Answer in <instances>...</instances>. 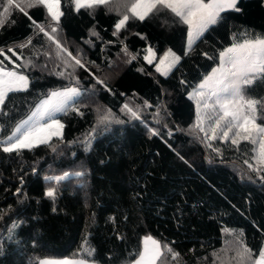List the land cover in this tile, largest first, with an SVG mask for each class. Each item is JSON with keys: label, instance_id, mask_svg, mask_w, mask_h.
<instances>
[{"label": "trees", "instance_id": "obj_1", "mask_svg": "<svg viewBox=\"0 0 264 264\" xmlns=\"http://www.w3.org/2000/svg\"><path fill=\"white\" fill-rule=\"evenodd\" d=\"M3 6L0 0V60L6 69L20 65L29 85L10 92L0 109V140L52 91L76 86L83 95L75 103L79 112L57 115L62 137L19 152L0 146V264H39L46 257L130 264L148 235L162 244L157 264H238L235 248L241 241L258 257L264 247V166L253 159L259 144L237 137L233 145L236 129L227 141L219 130L216 140L193 131L197 109L189 94L233 37H264V0H240V12L222 13L223 23L188 51L187 25L159 5L143 21L127 13L118 32L115 25L126 13L106 5L76 11L73 0H61L58 24L43 5L7 14ZM37 25L48 32L56 27L61 45L87 70L66 69ZM148 47L156 56L152 64L144 59ZM170 48L181 59L164 76L155 65ZM243 96L258 101L256 120L264 125V77L244 86ZM125 104L140 118L122 110ZM104 114L110 119L101 121ZM245 160L261 170L253 171ZM65 173V179H51ZM49 188L54 197L46 196ZM168 248L179 255L173 259Z\"/></svg>", "mask_w": 264, "mask_h": 264}, {"label": "snow or ice", "instance_id": "obj_2", "mask_svg": "<svg viewBox=\"0 0 264 264\" xmlns=\"http://www.w3.org/2000/svg\"><path fill=\"white\" fill-rule=\"evenodd\" d=\"M73 2L76 11L81 8H94L98 5L109 6L110 10L114 11L124 10L126 14L115 25L117 32L129 20V14L127 13L143 21L153 13L158 5L163 6L180 18L183 24L187 25L188 49H191L196 41L201 40L210 29L223 23L222 13L241 11L237 6L240 0H73ZM35 5L45 6L52 21L59 23L63 15L61 0H23V6L18 0H4L3 13H9L12 8L25 12L26 7L30 8ZM3 23L4 20L0 17V26ZM37 27L39 32L44 33L56 45V56L63 61L66 69L72 68L74 71L79 66L87 70L81 58L73 56L67 48L61 45L54 35L57 32L56 27H52L51 32L46 31L42 25H37ZM92 35L96 34L92 33ZM28 44H31V38H29ZM26 46L21 45L20 47ZM10 51L14 52V50ZM147 52L148 55L144 59L152 64L155 53L151 47L147 48ZM0 55H5L3 48H0ZM204 55L208 59H213V56H210L207 52ZM217 56L218 64L203 76L198 86H193V90L189 94L190 98L196 100L197 108L196 123L192 126V130L204 133L209 140H216L219 130L222 132L219 138L227 141L229 133L236 129L237 131L234 133L231 143L236 145L238 143L237 137L243 140H251L253 144L258 143V154L253 159L256 160L258 166H264V126L255 122L258 101L245 100L243 96L244 86L252 85L257 77H264V37L244 38L240 42H236V38L233 37V42L229 46L223 47ZM5 58L11 60V57L6 56ZM132 59L134 60L136 57L133 56ZM180 59L181 57L169 49L160 58L159 63L155 65L156 71L167 76L180 62ZM13 63L15 62L13 61ZM19 67L20 65H16L15 69L8 70L4 66L3 60H0V109H2L10 92L28 88V76L21 74L17 70ZM57 74L65 76L66 72L61 71ZM67 75L71 77L72 73H67ZM92 75L94 76V74ZM96 79L99 84H104L103 80ZM76 83L78 84L79 81L76 80ZM82 95L80 88L76 86L52 91L46 99L41 100L36 105L31 115L15 128L11 136H8L6 140H0V146H3L2 150L7 153L19 152L22 149H31L39 144H47L53 137H62L64 125L56 116L58 113H67L70 110L79 112V109L75 107V103L77 98ZM145 104L151 107V105H147V102ZM245 109L248 110L249 114H245ZM122 110H127L135 119L140 118V112L134 111L128 104H125ZM158 114L159 109H157ZM100 119L101 121H107L110 119V115L104 114ZM206 120L212 122L208 128L204 127ZM150 131L152 134H157L155 129H150ZM209 131L211 135H209ZM171 134L170 131L169 135ZM216 151L219 152V149H216ZM244 163L248 164V167L255 172L261 170L260 167H254L247 160ZM68 175L65 173L63 177L51 179L60 181L67 178ZM76 175L81 174L77 173ZM260 179L264 180V176H261ZM45 194L48 197H54L55 189L49 188ZM167 251L172 253L171 248H168ZM235 252L234 259L237 260L238 264H264V249H261L258 257L253 259L252 250L241 241L238 242ZM87 254L91 256L92 250H89ZM162 255L159 241L151 236H146L143 242V251L135 264H157ZM178 255V253H172V258L175 259ZM41 264H87V261L83 259L45 260L41 261Z\"/></svg>", "mask_w": 264, "mask_h": 264}, {"label": "rangeland", "instance_id": "obj_3", "mask_svg": "<svg viewBox=\"0 0 264 264\" xmlns=\"http://www.w3.org/2000/svg\"><path fill=\"white\" fill-rule=\"evenodd\" d=\"M184 48H185V51H188L189 49H188V47H187V36H186V38H185V41H184ZM169 50V49H168ZM167 50V51H168ZM170 50L173 52V53H175L177 56H179L180 57V55L174 50V49H172V48H170ZM153 52H154V50H153ZM166 52V51H165ZM164 52V53H165ZM155 53V52H154ZM146 55H148V52L146 53ZM164 55V54H163ZM162 55V56H163ZM161 56V57H162ZM160 57V58H161ZM160 58H158V60L156 61V64L157 63H159V60H160ZM155 59H156V56H155ZM154 59V60H155ZM169 59H171V58H169ZM153 60V61H154ZM8 70H10V69H8ZM160 73V72H159ZM22 74V73H21ZM161 74V73H160ZM23 75H25V74H23ZM200 83V82H199ZM199 83L197 84V86L199 85ZM65 89V88H64ZM58 90H63V89H58ZM193 90V89H192ZM192 90H191V92H192ZM55 91H57V90H55ZM190 92V93H191ZM194 99V98H193ZM247 100H249V99H247ZM254 100V99H253ZM194 101H195V104H196V100L194 99ZM197 109V108H196ZM245 114H249V112H248V110L247 109H245ZM56 118H57V116H56ZM27 119V118H26ZM255 122L257 123V124H259V125H261V126H264V125H262V124H260V123H258L257 122V120H256V113H255ZM204 127H205V122H204ZM14 132V131H13ZM12 135V134H11ZM11 135H9V136H11ZM254 138H256V137H254ZM7 138H5L4 140H6ZM258 139V138H257ZM18 226V222L17 223H14L13 224V226H12V230L14 231L15 229H16V227ZM240 231L242 230V229H239ZM227 232H234V228H229V231H227ZM242 232V231H241ZM148 236H151V235H148ZM146 236H144L143 237V239H142V251H143V242H144V238H145ZM153 239H155V240H157V241H159L158 239H156L155 237H153V236H151ZM159 243H160V246H161V251L163 250V248H162V244H161V242L159 241ZM263 249H264V247H263ZM141 251V252H142ZM139 258V257H138ZM137 258V259H138ZM64 259H69V260H80V259H74V258H66V257H46V258H43V259H40V261H39V264H41V261H45V260H64ZM136 259V260H137ZM83 260H85V259H83ZM135 260V261H136ZM87 261V264H98V263H95V262H92V261H89V260H86ZM135 261L134 262H132V263H130V264H135Z\"/></svg>", "mask_w": 264, "mask_h": 264}, {"label": "crops", "instance_id": "obj_4", "mask_svg": "<svg viewBox=\"0 0 264 264\" xmlns=\"http://www.w3.org/2000/svg\"><path fill=\"white\" fill-rule=\"evenodd\" d=\"M45 99H46V98H45ZM58 114H59V113H58ZM58 114H57V115H58ZM30 115H31V114H30ZM30 115H29V116H30ZM29 116H28V117H29ZM28 117H27V118H28ZM25 120H26V119H25ZM19 124H20V123H19ZM14 131H15V130H14Z\"/></svg>", "mask_w": 264, "mask_h": 264}]
</instances>
